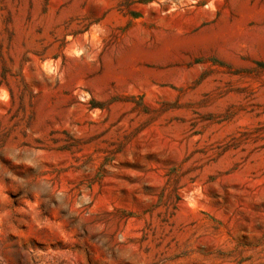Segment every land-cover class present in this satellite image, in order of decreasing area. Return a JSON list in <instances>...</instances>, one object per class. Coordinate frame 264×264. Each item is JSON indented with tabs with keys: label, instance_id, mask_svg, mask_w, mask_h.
<instances>
[{
	"label": "rangeland",
	"instance_id": "rangeland-1",
	"mask_svg": "<svg viewBox=\"0 0 264 264\" xmlns=\"http://www.w3.org/2000/svg\"><path fill=\"white\" fill-rule=\"evenodd\" d=\"M0 264H264V0H0Z\"/></svg>",
	"mask_w": 264,
	"mask_h": 264
}]
</instances>
